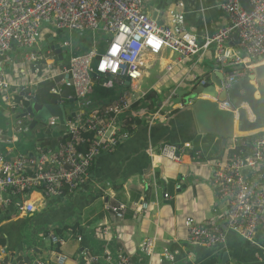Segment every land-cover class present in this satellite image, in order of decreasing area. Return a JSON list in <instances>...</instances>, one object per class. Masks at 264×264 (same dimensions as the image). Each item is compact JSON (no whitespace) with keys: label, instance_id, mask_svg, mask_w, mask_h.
<instances>
[{"label":"crops","instance_id":"crops-1","mask_svg":"<svg viewBox=\"0 0 264 264\" xmlns=\"http://www.w3.org/2000/svg\"><path fill=\"white\" fill-rule=\"evenodd\" d=\"M182 1L185 28L187 32L196 35L200 43L226 26L227 20L219 0ZM173 2L145 0L143 8L151 17L156 13V19L164 24L166 12ZM68 35L75 37L72 33ZM48 36V41H39L36 49L42 53L37 54V60L33 63L23 61L22 64L23 51L15 45L3 57V71L12 80L7 94L0 92V111L5 108L10 113L6 120L0 114V150L8 152L10 156H32L42 143L56 148L64 141L65 130L60 126L58 133L50 134L46 133V123L34 122L31 116L23 117V111L34 100L29 98V92L20 95V76L13 75L16 70L27 71L26 66H31V69L33 66H46L47 56L44 57L43 53L47 49L54 51L56 44L68 43L56 40L53 35ZM94 43L91 41L89 45L91 50H96ZM67 54L68 49H62V61L56 56L55 70L68 66ZM175 60L176 56L168 50L158 56L144 58L148 68L144 79L150 77L149 72L155 69L156 82L146 91L139 87L144 79L133 84L128 92L140 99L136 102L138 106H132V110L141 115L146 110L152 112L166 107L167 112L152 125L144 118L138 120L140 123H135V130L127 141L120 144L113 153L102 155L93 162L82 189L65 194L62 198L48 196L43 189H35L24 197L34 204L35 211L24 216L16 214L13 208L8 212L0 208V240L4 241L3 247L7 250L3 264H56L57 254L65 257V264H87L84 254L103 251L123 252L130 257L132 264H158L164 249L174 254V264H222L226 253L230 258L227 263L230 264H264V223H260L257 235L259 248L231 233H228L223 248L210 249L195 245L189 242L185 225L186 219L191 218L196 223L213 220L224 226L227 204L212 185L213 163L225 162L235 150L249 145L254 134L264 130L263 125L254 126L256 117L245 101L247 88H257L259 79H264V57L248 65L250 68L242 72L234 88L235 92L226 97L216 90V83L223 74L220 69L217 70L212 51L181 65H175ZM15 62L22 66H13ZM58 62L60 64L57 66ZM169 66L170 71L167 70ZM231 70H224V75ZM189 77L190 83H187ZM196 79H205L207 86H198ZM24 80L21 83L29 86ZM68 89L73 94L66 99L73 100L74 91ZM202 89L212 90L217 100L211 96L194 95ZM148 94L156 104L152 110L148 107L149 102L145 101ZM117 95L119 92L104 91L94 85L85 111L92 112L105 107L115 101ZM18 96L28 104L21 101L24 106L16 108L13 101ZM170 96H173L172 109L167 106ZM7 97L8 101L5 100ZM253 98L259 101L261 96L254 92ZM176 100L180 101L177 103ZM59 101L68 106L63 100ZM224 101H229L234 110L222 108ZM45 104L51 103H42ZM17 119L24 126L21 134L16 133ZM43 127L45 131L41 130ZM164 145H188L181 154L179 164L157 157ZM165 194L171 198L170 201L164 199ZM144 202L150 207L147 212L134 210L135 204ZM115 203L127 206L121 221L113 220L106 211L107 206ZM22 221H26L23 229L18 226V222ZM58 231L64 232L62 238L56 237ZM51 236L64 240V244L59 246V252L54 250L58 244L51 240ZM78 237L81 241L77 240ZM148 238L154 239L155 243L151 261L138 252L139 245Z\"/></svg>","mask_w":264,"mask_h":264},{"label":"built area","instance_id":"built-area-1","mask_svg":"<svg viewBox=\"0 0 264 264\" xmlns=\"http://www.w3.org/2000/svg\"><path fill=\"white\" fill-rule=\"evenodd\" d=\"M173 1L166 12V22L159 26L158 20H153L144 11V0H0V92L4 95L12 80L2 68L4 55L12 50L15 43L23 51L22 61L35 62L37 54L42 53L36 48L41 41L44 23H51L59 33L85 32L91 33L92 38L98 33L104 39L96 50L83 55L74 53L68 43L59 44L60 49H68V54L74 55L68 59V66L54 75L49 73L56 61L52 49L43 53L44 57L47 56L44 70L40 69L41 66H33L31 74L25 70L14 71V76H20V95L29 92V98L34 100L33 88L41 82L53 81L56 86L50 89L53 95L59 96L63 87L73 89L77 111L74 118L66 121L64 141L56 148L38 149L32 156H10L8 152L0 150L2 210L13 208L19 216L34 213V204L24 197L38 188L43 189L46 195L58 198L82 189L93 162L102 155L113 153L132 136L136 127L134 120L147 116L148 124L152 125L167 112L166 107L152 112L146 110L141 115L132 110L140 98H134L128 90L144 79L148 69L144 62L146 56H158L168 50L176 56L175 65H181L212 51L217 70L220 69L223 74L216 88L218 93L230 92L239 83L242 72L250 68L248 65L264 57V0H247L250 12L240 5L239 0H219L227 24L201 43L196 35L185 28L183 1ZM234 35L238 39L236 45ZM171 66L167 68L168 71ZM227 68L232 70L224 75ZM92 73L95 78H92ZM30 75L43 79L35 80L29 86L23 85L22 80ZM124 81L130 84L126 92H123ZM196 83L207 86L205 79H196ZM94 85L104 91L119 90L120 94L117 100L105 107L86 112ZM205 96L210 98L202 94V97ZM172 98L170 96L167 102L171 109ZM221 105L225 110H234L229 101ZM46 124L59 126L57 119H50ZM15 126L17 134L23 133L24 126L20 119L16 120ZM186 146L164 145L157 157L179 164ZM152 157L155 155L152 154ZM263 167L264 130L254 134L249 145L235 150L225 162L213 163L212 185L227 204L224 226L213 220L196 223L188 218L185 225L189 242L210 249L223 248L228 233H231L258 247L259 226L264 223V174L261 172L257 175L256 171ZM164 199L171 200L168 194L164 195ZM149 209L145 202L134 205L137 212H147ZM106 211L113 220L121 221L127 206L115 203L107 206ZM51 240L60 246L64 244V240L54 236H51ZM77 240L81 241V238ZM154 249V239L148 238L139 245L138 252L151 261ZM6 254L7 250L0 247V264H3ZM84 256L87 257V264H132L130 257L123 252L103 251ZM55 261L56 264L66 262L65 257L59 254ZM174 263V254L164 249L158 264Z\"/></svg>","mask_w":264,"mask_h":264},{"label":"rangeland","instance_id":"rangeland-1","mask_svg":"<svg viewBox=\"0 0 264 264\" xmlns=\"http://www.w3.org/2000/svg\"><path fill=\"white\" fill-rule=\"evenodd\" d=\"M144 5H145V0H144ZM47 35H46V34ZM62 33V34H61ZM71 34L67 31H64L63 32H57L54 28H53V25L51 23H44L43 24V27H42V30H41V39L42 41L45 39L48 41L49 40V36L48 35H53L52 37H55L56 40H63V42H68L71 46V48H73L76 52V54H78V52L80 53H87L89 51H91V47L89 46L91 41H94L95 45L97 46L96 48H98L99 44L101 42L104 41V39L102 38L101 35H99L98 33L95 34V37L92 38V34L91 33H72L75 35V37H71L69 36L68 34ZM60 34V35H59ZM87 42V43H85ZM42 44H44V42H42ZM74 55V54H72ZM71 54H67V57L68 58H71L72 56ZM67 57L65 59H67ZM22 64H24V62L22 61ZM22 64H18L17 62L14 63L13 66L15 65H18V66H22ZM60 63L58 62L57 66L59 65ZM66 62L64 61L63 65H65ZM62 65V64H61ZM25 67V66H24ZM28 71L29 74H31V66H26L25 67ZM41 68L44 70V66H41ZM49 73L51 75H54L56 73V70H55V66L53 67V69L49 70ZM150 77H148L147 79H144L141 83V85H139L140 87V90H143V91H146L147 89H149L155 82H156V71L155 69L154 70H151L150 72ZM190 78L189 77L187 79V83H190ZM43 79V78H41ZM39 78H35V77H31V75L29 76V78L25 79L24 80V83L27 84V85H30L32 82H34L35 80L39 81L41 80ZM56 87L55 86V83H52L51 82H41L39 83L36 87H34L33 89L35 90V93L38 97V100L40 103H52L54 101H58V100H63L65 102V105L66 104V101H67V93L69 92L68 88H62V93L57 96V95H53V94H48V90L46 87ZM64 89V91H63ZM50 92V91H49ZM106 96V94L104 95ZM15 104L14 106H16V108L20 107V106H24L23 103L21 102H15L13 101ZM7 111V109L3 108L1 111H0V114L3 115L2 118L3 119H8L10 116V113L7 111V112H2V111ZM19 111V110H17ZM144 119H146V121L148 120V117H144ZM46 128V133H50V134H53V133H58V128L59 126H56V127H45ZM45 128L43 127L41 130L42 131H45ZM263 173L264 174V167L262 169H258L256 171V174L259 175L260 173Z\"/></svg>","mask_w":264,"mask_h":264},{"label":"water","instance_id":"water-1","mask_svg":"<svg viewBox=\"0 0 264 264\" xmlns=\"http://www.w3.org/2000/svg\"><path fill=\"white\" fill-rule=\"evenodd\" d=\"M240 5L248 12L251 11V7L248 3L247 0H239ZM152 19L155 20L156 19V13H154V15L152 16ZM158 25L161 26L162 22L158 21ZM234 45H236L238 43V39L237 36L234 35ZM51 41V40H50ZM16 46L15 43H13V46ZM233 45V44H232ZM54 49V53L57 56L59 61H62V49L59 48V45H55L53 47ZM66 78H68V76H66ZM92 78H95V74L92 73ZM216 78V77H215ZM220 78V76H219ZM223 79V77H221V79L219 81H217L216 85L217 87L220 85V81ZM260 83H258V87L257 88H252L249 87L247 88V95H246V102L249 105L250 109L253 111L256 120L254 122V126H262L264 127V94H263V83H264V79H259ZM129 82L128 81H124V88H123V92H126L128 87H129ZM237 85V84H236ZM236 85L233 86L232 90L228 93H223L226 97V95L228 94H232L233 92H235ZM209 91V94H208ZM254 92H258L259 96H261V99L259 101L255 100L253 98V93ZM208 95L213 97L214 93L212 92V90L210 89H202V90H197L194 95ZM177 103L180 100H176ZM72 103H74V100H70V105L68 106H64L62 104L59 105H55V104H46V105H42V104H37L35 101L32 103L31 106H29L27 108V110L23 111V117H27V116H31L34 119V122H43L46 123L48 120L50 119H57L59 126L65 130L66 128V121L71 120L72 118L75 117V112H72ZM229 256L228 254H224L223 258H222V264H226L229 261Z\"/></svg>","mask_w":264,"mask_h":264},{"label":"trees","instance_id":"trees-1","mask_svg":"<svg viewBox=\"0 0 264 264\" xmlns=\"http://www.w3.org/2000/svg\"><path fill=\"white\" fill-rule=\"evenodd\" d=\"M62 69V67H59L58 69H56V71H59V70H61ZM58 80H59V78H58ZM47 88V90H48V94H50L49 93V91H50V87H46ZM69 90V92L66 94L67 95V97H68V95H70V94H73V92H72V90H70V89H68ZM63 91H64V89H63ZM118 90H114V92H117ZM118 96L119 95H117V98H118ZM115 100H117V99H115ZM21 101H23L25 104H28V102L27 101H25L23 98H21L20 96H18V97H16L15 98V102H21ZM34 101L37 103V104H42V103H40L39 102V100H38V97H37V95H36V93H34ZM145 101L146 102H149V104H148V107H149V109L150 110H152L153 108H155L156 107V104H155V101H154V98L152 97V96H150L149 94L146 96V98H145ZM62 102V101H61ZM60 103V101L58 100V101H54V102H52L51 104H59ZM64 104H65V102H63ZM68 103V104H67ZM66 104L67 105H70V100H67L66 101ZM73 104V103H72ZM71 104V105H72ZM46 105V104H45ZM75 105V104H74ZM138 106V103H135L134 105H133V108H135V107H137ZM128 122H131V120L130 121H128ZM134 123H136V124H139L140 122L138 121V120H134L133 121ZM39 149H45V150H52L51 149V147H49V146H46V145H44L43 143H42V145L41 146H39ZM40 190H42V189H40ZM8 211H10L9 209L8 210H6V212H8ZM0 214H1V210H0ZM25 224H26V221H22V222H18V226H20L21 227V229H23V227L25 226ZM66 231V230H65ZM63 231H58L55 235H56V237H58V238H62L63 236ZM0 246H5L4 245V241H1L0 240ZM60 245H55V247H54V250L56 251V252H59V250H60V247H59Z\"/></svg>","mask_w":264,"mask_h":264},{"label":"clouds","instance_id":"clouds-1","mask_svg":"<svg viewBox=\"0 0 264 264\" xmlns=\"http://www.w3.org/2000/svg\"><path fill=\"white\" fill-rule=\"evenodd\" d=\"M117 92H119V94H120V91L118 90ZM74 104V103H73ZM72 112H74V108L72 109Z\"/></svg>","mask_w":264,"mask_h":264}]
</instances>
